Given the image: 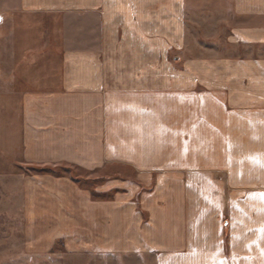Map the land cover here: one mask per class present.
<instances>
[{
  "label": "crops",
  "instance_id": "0c3cea01",
  "mask_svg": "<svg viewBox=\"0 0 264 264\" xmlns=\"http://www.w3.org/2000/svg\"><path fill=\"white\" fill-rule=\"evenodd\" d=\"M15 7L42 20L28 25L31 38L5 44L25 86L0 84L10 99L0 96V150L17 162L137 175L122 176L126 191L109 197L37 179L55 195L57 221L72 215L78 231L69 237L83 241L87 222L98 252L150 254L153 264H264V0ZM165 30L180 66L145 83V36L159 42Z\"/></svg>",
  "mask_w": 264,
  "mask_h": 264
},
{
  "label": "rangeland",
  "instance_id": "374dc122",
  "mask_svg": "<svg viewBox=\"0 0 264 264\" xmlns=\"http://www.w3.org/2000/svg\"><path fill=\"white\" fill-rule=\"evenodd\" d=\"M16 1L0 0V84L7 90L8 84L15 82L22 87L25 84L22 78H14V67L5 60L11 52L5 44L10 38L15 41L31 38L34 30L28 25L42 20L40 15L36 17L24 14L16 9ZM43 18L48 21L47 16ZM49 19L55 22V18ZM167 33V30L161 31L162 42L156 41L159 38L154 40L151 35L145 36V62L140 69L144 72L142 75L145 83L153 82V74L157 81L164 82V76L172 70L170 65L175 63L176 67L180 66L179 61L173 57L176 53L168 46ZM162 43L166 44V50ZM15 64L17 63L13 66ZM7 90L0 96L9 103ZM2 101L0 99V103H3ZM8 154L7 151L0 150V264H153L150 254H122L115 249L109 253L96 251L88 244L87 222L83 241L70 238V235L78 231L75 229L72 215L66 213L65 221L58 222L56 198L50 193L52 189L47 188L43 182L38 183L43 176L61 178L62 181L75 183L78 188L93 192L98 197H109L126 191L120 184L122 176L132 182H138L135 171L114 166L111 169L108 167L102 171L90 172L83 167L62 161L41 164L17 162L14 161V155ZM105 182L110 190L101 192L99 188L103 187L104 190ZM151 190L152 185L140 184L139 191ZM141 211L144 223L147 221V215L146 211ZM60 226L64 227L62 232H59Z\"/></svg>",
  "mask_w": 264,
  "mask_h": 264
},
{
  "label": "snow or ice",
  "instance_id": "6c2138e0",
  "mask_svg": "<svg viewBox=\"0 0 264 264\" xmlns=\"http://www.w3.org/2000/svg\"><path fill=\"white\" fill-rule=\"evenodd\" d=\"M262 195V198H264V194H261Z\"/></svg>",
  "mask_w": 264,
  "mask_h": 264
},
{
  "label": "water",
  "instance_id": "95a60500",
  "mask_svg": "<svg viewBox=\"0 0 264 264\" xmlns=\"http://www.w3.org/2000/svg\"><path fill=\"white\" fill-rule=\"evenodd\" d=\"M0 19H1V15H0Z\"/></svg>",
  "mask_w": 264,
  "mask_h": 264
}]
</instances>
